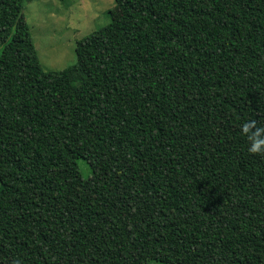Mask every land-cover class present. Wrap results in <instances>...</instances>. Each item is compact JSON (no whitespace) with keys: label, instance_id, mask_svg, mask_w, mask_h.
Masks as SVG:
<instances>
[{"label":"trees","instance_id":"obj_1","mask_svg":"<svg viewBox=\"0 0 264 264\" xmlns=\"http://www.w3.org/2000/svg\"><path fill=\"white\" fill-rule=\"evenodd\" d=\"M30 1L0 0V264H264V0H115L58 72Z\"/></svg>","mask_w":264,"mask_h":264},{"label":"rangeland","instance_id":"obj_2","mask_svg":"<svg viewBox=\"0 0 264 264\" xmlns=\"http://www.w3.org/2000/svg\"><path fill=\"white\" fill-rule=\"evenodd\" d=\"M118 8L115 0H32L26 3L18 26L33 37L44 71L58 72L77 63L78 42L119 18ZM80 168L84 177L90 175L84 161ZM19 181L28 184L32 178L22 173ZM2 257L3 263H14L10 251Z\"/></svg>","mask_w":264,"mask_h":264},{"label":"clouds","instance_id":"obj_3","mask_svg":"<svg viewBox=\"0 0 264 264\" xmlns=\"http://www.w3.org/2000/svg\"><path fill=\"white\" fill-rule=\"evenodd\" d=\"M241 134L247 139V150L254 155L264 154V126L248 121L241 126Z\"/></svg>","mask_w":264,"mask_h":264}]
</instances>
